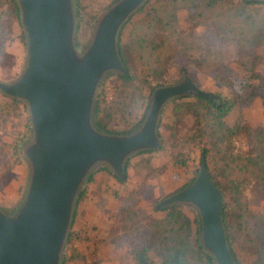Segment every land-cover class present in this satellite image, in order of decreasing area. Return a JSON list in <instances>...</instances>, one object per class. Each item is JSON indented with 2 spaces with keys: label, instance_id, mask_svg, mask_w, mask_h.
I'll use <instances>...</instances> for the list:
<instances>
[{
  "label": "trees",
  "instance_id": "obj_1",
  "mask_svg": "<svg viewBox=\"0 0 264 264\" xmlns=\"http://www.w3.org/2000/svg\"><path fill=\"white\" fill-rule=\"evenodd\" d=\"M118 1L107 0L106 7ZM20 15L18 0H0V66L7 64L8 58H12L7 51L8 45L14 43L26 46ZM205 33H210V37L218 36L221 41L232 38L236 42L233 44L237 46L240 58L251 57V60L247 59L251 62L250 69L246 61H243V66L250 70L249 77L239 86L221 80L222 85L217 90L207 91L214 95L212 99L190 93L169 99L160 110L157 129L163 121L161 116H166L167 120L163 122L174 135L172 157L180 165H184L185 159L180 157L182 153L179 150L175 151L176 148L193 140L194 146L200 151L198 165L200 167L202 162L205 164L211 180L206 159L211 152L210 146L205 143L206 139L209 140V136L205 135L206 126L216 134V140L220 144L217 151L220 164L227 171L228 181L233 185L234 201L241 206L240 211L244 217L248 210L242 200L248 183H256L260 194L264 196V139L254 142L252 137L258 136L257 129H251L248 125L241 127L238 123L229 126L224 118L236 105L247 104L253 97L264 100V76L257 69V55L252 50L253 46L264 47V0H144L118 30L116 47L127 73H119L121 90L114 99L107 102L97 97L93 108L95 126L108 134L127 135L137 131L150 108L153 91L166 85L168 70L176 61H188L202 69L208 65V72L219 66L220 60L214 58L218 57L217 53L211 55L208 45L204 47L201 44ZM190 55L192 59H188ZM179 70L184 73L187 69L183 64ZM210 75L215 78L214 74ZM220 78L226 79L222 76ZM4 98L0 101V114L14 109L19 115L23 100L7 96ZM140 107L143 111L138 113L137 109ZM116 112L127 118L126 128H109ZM188 114L193 119V126L183 133L179 130L180 123L182 117ZM4 119L5 117H0V120ZM239 130L248 132L243 135L247 139L250 136L253 153L242 155L233 150V140ZM161 148L162 145L156 149H141L132 156H139L144 160ZM132 156L124 161V179H120L106 166L98 167L87 175L85 186L81 187L75 198L76 205L72 209L64 242V250L67 246L70 254L64 252L60 264H102L110 257L111 251L119 246H126V251L136 261L137 254L142 252L148 263L154 254L162 264H216L212 255L199 243L201 221L198 213L192 212V206L173 203L161 209L154 207L151 212L146 213L140 205V187L135 186L133 190L129 186L124 190ZM101 171H107L118 186L113 192V218L104 221L103 217L100 220L94 217L97 212L93 214L88 194L89 185L95 183V174ZM195 177L179 190L189 186ZM145 180L146 178L144 182ZM212 182L214 183L213 180ZM109 188L108 180L100 179L99 190L95 191L99 195L98 201L104 197V200H108ZM104 202L107 204V201ZM90 211L92 214L87 217L86 213ZM220 214L224 224L225 212L222 206ZM252 218L251 230H255L258 240L264 246V218ZM99 224L105 228L99 227L100 232H96L95 226ZM192 234L198 238L196 243L191 241ZM226 240L235 264H242L227 232Z\"/></svg>",
  "mask_w": 264,
  "mask_h": 264
},
{
  "label": "water",
  "instance_id": "obj_2",
  "mask_svg": "<svg viewBox=\"0 0 264 264\" xmlns=\"http://www.w3.org/2000/svg\"><path fill=\"white\" fill-rule=\"evenodd\" d=\"M144 0H119L100 17L91 44L78 53L73 44L72 0H18L25 31L27 62L20 76L0 81V91L26 102L33 139L23 149L30 177L14 216L0 210V264H58L75 197L98 161L124 179L125 159L161 145L157 123L162 106L182 94L214 95L187 75L156 88L140 128L127 135L108 134L91 123L100 78L108 70L127 73L116 47L122 23ZM77 52V53H76ZM189 203L198 210L201 241L216 264H235L221 221L222 197L205 164L193 182L163 198L161 209ZM138 264H149L142 252Z\"/></svg>",
  "mask_w": 264,
  "mask_h": 264
},
{
  "label": "rangeland",
  "instance_id": "obj_3",
  "mask_svg": "<svg viewBox=\"0 0 264 264\" xmlns=\"http://www.w3.org/2000/svg\"><path fill=\"white\" fill-rule=\"evenodd\" d=\"M72 4L75 17L73 44L78 53H83L91 44L98 20L109 7H106L107 0H72ZM210 35V33H205L202 36L203 42L201 44L204 47L208 45L211 55H216L217 53L218 57L214 58L220 60V65L211 69V72H208V69H210L206 67L208 65L202 69L200 66L188 61L187 63L176 61L168 70L165 80L166 85L178 83L184 75L189 76L199 88L206 91L217 90L222 85L221 80L230 82L234 86H239L244 80L247 81L251 67V62H248L247 59L249 58L251 60V57L246 56L245 58H240L238 48L233 44L236 42L232 38L221 41L218 36L213 35L210 37ZM252 50L257 55V69L264 76V47L256 48L253 46ZM7 51L9 55H12V58L11 60L8 58L9 61L7 64L0 66V81L3 82H11L17 79L24 70L27 62V46L22 44L14 45L12 43L7 46ZM188 59H192V56L190 55ZM244 60L249 65L247 66L249 67L248 70L243 66ZM183 64L187 69L184 73L179 70ZM119 73L117 70H108L103 73L96 89L94 104L98 96L102 101L109 102L115 98L117 93L119 94L121 90ZM210 73L214 74L213 76L215 78ZM221 76L226 77V79L220 78ZM4 96L7 95L0 91V101L5 99ZM20 105V109L18 108L19 115L14 112V109L0 114V117H5L4 120H0V210L7 216H14V213L17 212L19 206L22 204L30 177V165L23 153V149L33 139V128L31 127L26 102L23 100ZM241 105H236L225 116L224 120L229 126H234L238 123L241 127L248 125L251 129H257L258 136L252 137V139L258 143L261 139H264V100L259 97H253L249 103L246 104L245 102ZM93 108L91 123L97 129L94 121ZM142 111L143 108L141 107L137 109L138 113ZM161 119L163 121L167 120L166 116H161ZM163 121L157 129L162 148L153 152L152 155H148V158L144 159L146 161L139 156L133 157L132 155L134 153L129 155L133 157V160H131L128 167V181L124 186L125 188L123 185L121 186L124 190L129 186L133 190H135V186L140 187L138 190L140 205L143 212L146 213L151 212L163 198L175 193L183 184L189 182L192 177L197 175L199 169L200 151L198 147L194 146L193 140L176 148L175 151L179 150L182 153L180 157L185 159V163L184 165L175 163L171 148L174 135L170 133ZM126 123L127 118L116 112L114 118L110 121L109 128H126ZM180 124L179 130L186 133L193 126L191 115H184ZM247 133L246 130H239L238 134L235 135L233 150L236 153H241L242 155L248 152V154L253 153L251 149H254V147L249 142L250 136L247 139L243 135ZM205 135L207 137L209 136V140L206 139L205 143L211 148V152L206 157L207 165L214 185L219 189L222 197L221 206L225 212L223 219L225 234L227 232L230 243L242 264H264V246L258 240L255 230H251L253 216L264 218V196L260 194L258 185L250 181L244 190L243 200L241 199L248 210L245 216L242 217L240 211L241 206L234 201L233 185L228 181L227 171L219 161L220 156L217 151L220 144L216 140V134L206 126ZM101 166H106L109 171H112L108 163L98 161L92 166L88 174L94 170L96 171ZM153 166L158 168H154ZM144 178H146L145 182ZM85 180L86 178L82 181L78 191L83 185L85 186ZM181 204L192 206V212L195 214L196 212L198 213L197 208L192 204ZM75 205L74 200L73 207ZM96 212L93 210V214H96ZM88 214H92V212H87V217ZM89 220L91 221L90 217ZM95 227L97 228L95 231L100 232V228H103L104 225L99 224ZM197 240V236L192 234V243H196ZM199 243L202 245L200 233ZM64 245L65 243L63 244L58 264H60L64 252L67 255L70 254V249L66 246L64 250ZM109 256L107 261H104L102 264H138L136 259L126 251V246L115 248ZM262 256L263 259L261 258ZM149 264L162 263L153 254L150 257Z\"/></svg>",
  "mask_w": 264,
  "mask_h": 264
},
{
  "label": "crops",
  "instance_id": "obj_4",
  "mask_svg": "<svg viewBox=\"0 0 264 264\" xmlns=\"http://www.w3.org/2000/svg\"><path fill=\"white\" fill-rule=\"evenodd\" d=\"M94 177H95V183L89 185L88 187V194L90 198L89 203L90 206L93 208V210L97 211V214L95 216L96 220H100L102 217H103L102 219L103 221L106 219L108 220L109 218H113L112 216L114 214V204H115V197L113 192L117 190L118 186L117 183L115 184V180L113 179V177H111V175L108 174L107 171L98 172L95 174ZM100 179H107L108 183L110 184V188L108 189L109 191L108 200H104L105 198L104 197L101 201H98L99 195L95 191L99 190ZM103 192L104 190H102V193ZM104 201H107V204Z\"/></svg>",
  "mask_w": 264,
  "mask_h": 264
}]
</instances>
